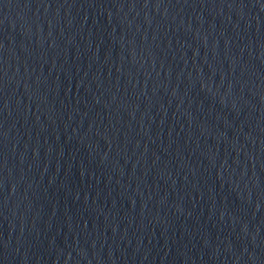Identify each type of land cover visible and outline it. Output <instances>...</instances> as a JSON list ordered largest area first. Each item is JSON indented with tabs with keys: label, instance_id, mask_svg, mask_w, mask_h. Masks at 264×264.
Returning a JSON list of instances; mask_svg holds the SVG:
<instances>
[{
	"label": "water",
	"instance_id": "95a60500",
	"mask_svg": "<svg viewBox=\"0 0 264 264\" xmlns=\"http://www.w3.org/2000/svg\"><path fill=\"white\" fill-rule=\"evenodd\" d=\"M0 264H264V0H0Z\"/></svg>",
	"mask_w": 264,
	"mask_h": 264
}]
</instances>
